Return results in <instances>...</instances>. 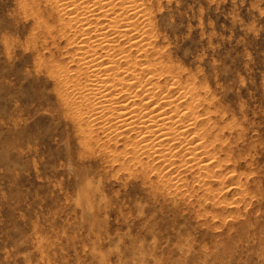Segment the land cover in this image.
I'll use <instances>...</instances> for the list:
<instances>
[{
	"label": "rangeland",
	"instance_id": "obj_1",
	"mask_svg": "<svg viewBox=\"0 0 264 264\" xmlns=\"http://www.w3.org/2000/svg\"><path fill=\"white\" fill-rule=\"evenodd\" d=\"M72 1L0 0V264H264V0H108L94 22ZM93 48L113 98H162L209 165L104 132Z\"/></svg>",
	"mask_w": 264,
	"mask_h": 264
},
{
	"label": "bare ground",
	"instance_id": "obj_2",
	"mask_svg": "<svg viewBox=\"0 0 264 264\" xmlns=\"http://www.w3.org/2000/svg\"><path fill=\"white\" fill-rule=\"evenodd\" d=\"M61 1V0H60ZM69 1H72V0H66V2L68 3ZM107 1L108 0H75V3H73V1L71 2V4L72 5H76V6H80V7H82V9H83V6H85L86 8L85 9H87V13L88 14H90L89 16L91 17H93V16H95V14H97L98 12V10H99V13H100V15H101V12H100V10H104L105 9V7L107 6H109L110 4H112L115 0H111L110 2H108V3H110V4H107ZM113 1V2H112ZM126 2V5L128 4V2H135L136 0H128V2H127V0H125ZM123 0H122V3L120 2V1H117V3H115V4H123ZM53 3V2H52ZM136 3L137 2H135V5H136ZM64 4V3H63ZM132 4H134V3H132ZM139 4V3H138ZM145 4V3H144ZM112 5H114V4H112ZM129 5H130V3H129ZM128 5V6H129ZM142 5V4H141ZM116 6V5H115ZM114 6V7H115ZM120 6V5H119ZM122 6V5H121ZM128 6H127V8H128ZM138 5H136V7H137ZM65 7V6H64ZM113 7V6H112ZM107 8V10L108 9H111V11L114 9V8ZM139 7V6H138ZM79 7H77V9H78ZM132 8V7H131ZM76 9V10H77ZM80 9V8H79ZM124 9H126V8H124ZM71 10V9H70ZM126 10H130V6H129V8L128 9H126ZM132 10V9H131ZM57 11V10H56ZM68 11V10H67ZM66 11V12H67ZM110 11V10H109ZM135 11V10H134ZM97 12V13H96ZM122 12V11H121ZM124 12V11H123ZM127 12V11H126ZM141 12V11H140ZM142 12H143V10H142ZM61 13V12H60ZM71 13V12H70ZM83 13L85 14V10H84V12H83V10H82V14L81 15H83ZM86 13V15L88 16V14ZM106 13L108 14V11H105L104 10V14H103V12H102V14L103 15H106ZM111 13V12H110ZM125 13V12H124ZM123 13V14H124ZM127 13H129V11L127 12ZM135 13V15H136V13L137 12H134ZM145 13V12H144ZM78 14V13H77ZM77 14L75 15V17L77 18L78 16H80L79 14H78V16H77ZM99 15V16H100ZM102 15V16H103ZM131 15V14H130ZM138 15V14H137ZM86 16V17H87ZM98 16V15H97ZM98 16V18H100ZM112 16V15H111ZM86 17H84V19H86V20H90L89 19V17L88 18H86ZM92 17H91V19H92ZM108 17H110V16H108ZM143 17V16H142ZM94 18V17H93ZM97 18V19H98ZM132 18V17H131ZM133 18H135V17H133ZM83 18H82V20H84ZM109 19V18H108ZM119 19V18H118ZM118 19H115L114 18V20H112V21H114V23H112V22H109V23H112V24H117L118 22H119V20ZM74 20V19H73ZM81 20V19H80ZM93 20V19H92ZM102 20V19H101ZM111 20H109V21H111ZM117 20V21H116ZM128 20V19H127ZM70 21H71V19H70ZM122 21V20H121ZM78 23H79V21H77ZM81 22V21H80ZM93 22H94V20H93ZM83 23H89V25L91 24L89 21H86V22H83ZM124 23V22H123ZM127 23V22H126ZM134 23V22H133ZM76 24V23H75ZM111 24V25H112ZM132 24V23H131ZM72 25V24H71ZM85 25V24H84ZM88 25V24H87ZM120 25V24H119ZM118 25V26H119ZM136 25V24H135ZM148 25V24H147ZM98 26V25H97ZM122 26V25H121ZM85 27H86V25H85ZM91 27H93V25L91 26ZM96 27V26H95ZM94 27V28H95ZM90 28V27H89ZM94 28H92V29H94ZM102 28H105V27H102ZM85 29V28H84ZM96 29V28H95ZM94 29V30H95ZM98 29V28H97ZM101 29V28H100ZM129 29V28H128ZM86 30L88 31V29L86 28ZM89 30H91V29H89ZM97 31V30H96ZM117 32H118V30H116ZM134 31V30H133ZM117 32H113V33H117ZM146 32H148V31H146ZM88 33V32H87ZM131 33V32H130ZM89 34V33H88ZM93 34V33H92ZM91 36V35H90ZM90 36H88V37H90ZM95 36H96V34H95ZM97 36H100V35H97ZM96 36V37H97ZM141 36V35H140ZM107 37V36H106ZM95 38V37H94ZM94 38H89V39H87V40H90L91 42H92V45H88V44H86V45H88V46H79V48L80 49H86V47H88V49L89 48H91V47H95V48H100V47H103V48H105L104 47V40L102 39V38H105V37H98V38H96V39H94ZM111 38V37H110ZM133 39V38H132ZM149 39V38H148ZM86 40V38L82 41V42H84ZM140 41H135L136 42V44H137V46L139 45V44H141V42H142V40L141 39H139ZM47 41V40H46ZM80 41V40H79ZM119 41V40H118ZM130 41V40H129ZM143 41H144V39H143ZM75 42V41H74ZM85 42H87V41H85ZM89 42V41H88ZM116 42V41H115ZM147 43V42H146ZM145 43V44H146ZM151 43V42H150ZM83 44V43H82ZM144 44V43H143ZM115 45V44H114ZM146 45H148V44H146ZM91 46V47H90ZM108 46V45H107ZM92 49V48H91ZM94 49V48H93ZM138 49V48H137ZM77 50H78V48H77ZM103 50V49H102ZM112 50V49H111ZM110 50V51H111ZM118 50V49H117ZM79 51V50H78ZM97 50H95L94 49V52H93V50L91 51V50H87L86 51V53H84V52H82V54L80 53V55H82L81 56V60H83V62L82 63H84L82 66H84V69L86 70V73H88L89 74V78L90 77H93L92 78V82H91V84H87V86L88 85H90V90L88 89V92H86V90L85 91H83V92H86V93H88L89 95H91V97H93L92 99H95V96H98V97H96V98H99V100L97 101V102H95V101H93V103H91V104H89L87 107L89 108L88 109V111H89V113L88 114H91V115H93V116H95V119L97 120V124L98 125H100L101 124V126H102V129H104V132H107V133H109V131H110V135H113V133L114 132H116V134L118 133V136L119 135H125V134H127V132H131V131H133V132H137V134L135 135L137 138H139V140L137 139H135L136 137H134L133 138V140H134V142H132V144L134 145H132L133 147H135V148H133L134 149V151H139V150H141V149H143V150H145V148H149V146H150V148H151V143L153 142L154 144H153V146L154 147H152V148H155L154 150V154L155 153H160V157L161 158H163L165 161L166 160H168V162L170 161V159H171V152H173V150L174 149H176V148H179V147H182V144L183 143H185V140H184V138L182 137V136H184V135H186L187 134V132L188 131H190V129H191V125L192 124H186L185 126V129L184 128H181V127H183V125L181 126L180 124H179V122H182V121H184L183 119L181 120V121H178V120H180L181 118L179 117V116H176V115H174L173 113H172V115H169V113L168 112H164L161 108V106L164 104L165 105V107H166V103H163L162 105H156L155 103H153L154 101H157V102H159V100L161 101V99L159 98V100H158V98L155 100V99H153V100H147L149 97H151V96H155V95H153V94H150V96H147L146 95V97H148V98H146V100L148 101V102H145V103H143V101L142 100H140L139 102H136L135 101V99L133 100V98H131V96L133 97V95H131L130 96V98H126L125 97V99H122L121 101L120 100H115L114 98H113V96H115V94L112 96V94L114 93V88H115V86L116 85H122V83L121 82H119V83H117V84H112L111 82H110V84H109V81L112 79V80H114L113 78H110V77H112V76H114V73L112 72V68L110 67V65H109V63H111V61L112 60H110V61H108L107 60V64L109 65V66H105V62H104V60H105V58H104V60H100V57H98L97 56ZM109 52V51H108ZM112 52V51H111ZM117 52V51H116ZM76 53V52H75ZM100 53V52H99ZM108 54V53H107ZM77 55V54H76ZM79 55V54H78ZM109 55V54H108ZM115 56V55H114ZM75 57V56H74ZM122 57V56H121ZM126 57V56H125ZM108 59H110V58H108ZM112 59V58H111ZM114 60V59H113ZM117 60V59H116ZM106 61V60H105ZM73 62H74V60H73ZM109 62V63H108ZM114 62H115V60H114ZM114 62H112V63H114ZM117 62V61H116ZM125 64V63H124ZM135 64V63H134ZM140 64V63H139ZM104 65V66H103ZM123 65V64H122ZM81 66V65H80ZM126 66V65H125ZM137 66V65H136ZM148 66H149V64H148ZM115 67V66H114ZM127 67V66H126ZM83 68V67H82ZM106 70H105V69ZM119 68V67H118ZM118 68H117V70H118ZM123 68V67H122ZM131 68V67H130ZM147 68V67H146ZM146 68H144V69H142V72H151V70L152 69H146ZM78 69V68H77ZM104 69V70H103ZM108 69V70H107ZM134 68H132V70H133ZM139 69V68H138ZM102 70V71H101ZM137 70V69H136ZM140 70V69H139ZM80 71V70H79ZM104 71V73H101V72H103ZM127 71V70H126ZM134 71V70H133ZM112 72V73H111ZM136 72H138V71H136ZM153 72V71H152ZM87 74V75H88ZM123 74V73H122ZM150 74V73H149ZM152 74V73H151ZM118 76V75H117ZM121 76V75H120ZM126 77V76H125ZM145 77V76H144ZM117 78V77H116ZM127 79V78H126ZM141 79H143V78H141ZM154 79V78H153ZM78 80V79H77ZM111 80V81H112ZM128 80V79H127ZM139 80H140V78H139ZM151 80V79H150ZM83 81V80H82ZM91 81V80H90ZM116 81V80H115ZM149 81V80H148ZM152 81V80H151ZM79 82V81H78ZM117 82V81H116ZM128 82H130V81H128ZM150 82V81H149ZM153 82V81H152ZM115 83V82H114ZM136 83V82H135ZM138 83V82H137ZM141 83V82H140ZM139 83V84H140ZM145 83V82H144ZM143 83V84H144ZM148 83V82H147ZM159 83V82H158ZM112 84V85H111ZM130 84V83H129ZM129 84H126V86L125 87H128L127 85H129ZM149 84V83H148ZM148 84H146V85H148ZM85 85V84H84ZM131 85L133 86L134 85V83H132V84H130V87H131ZM140 85H142V84H140ZM157 85V84H156ZM160 85V84H159ZM82 86H83V84H82ZM135 87L137 86V84L136 85H134ZM134 86L132 87V88H134ZM151 86V85H150ZM155 86V85H154ZM80 87V86H79ZM117 87V86H116ZM123 88H124V83H123V86H122ZM130 87H128V90H129V88ZM85 88H87V87H85ZM85 88H83V89H85ZM118 88V87H117ZM123 88H121V89H123ZM132 88H131V90H132ZM147 88V87H146ZM155 88H156V86H155ZM158 88V87H157ZM78 89V88H77ZM125 89V88H124ZM147 89H149V88H147ZM150 90V89H149ZM148 90V91H149ZM151 90H153V87L151 88ZM156 90V89H155ZM159 90V89H158ZM90 91V92H89ZM117 90H115V92H116ZM147 91V90H146ZM128 92V91H127ZM133 92V91H132ZM131 92V93H132ZM141 92V91H140ZM161 92V91H160ZM160 92H158V93H160ZM118 93V92H117ZM119 93H121V92H119ZM135 93V92H134ZM151 93H153V92H151ZM157 93V94H158ZM162 93V92H161ZM128 94V93H127ZM85 95V94H84ZM122 95V94H121ZM120 95V96H121ZM163 95V94H162ZM162 95H160V96H162ZM135 96H136V94H135ZM134 96V97H135ZM140 96V95H139ZM157 96V95H156ZM167 96V95H166ZM170 96V95H169ZM172 96V95H171ZM118 97V96H117ZM129 97V96H128ZM138 97V96H137ZM168 97V96H167ZM173 97V96H172ZM116 98V97H115ZM139 98V97H138ZM156 98V97H155ZM170 98V97H169ZM82 99V98H81ZM120 99V98H119ZM126 99H127V101H126ZM152 99V98H151ZM84 100H85V98H84ZM167 100V99H166ZM89 101V100H88ZM125 101L127 102L126 104H125ZM92 102V101H91ZM95 102V103H94ZM162 102H164V101H162ZM82 103H83V105L84 104H88V103H90V102H87V103H85L84 101H82ZM169 103V102H168ZM173 103V102H172ZM163 105V106H164ZM84 106H86V105H84ZM168 106V105H167ZM165 107H163V108H165ZM178 107V106H177ZM175 108V107H174ZM114 110L116 111V112H114ZM174 111V110H173ZM178 112V111H177ZM170 113H171V111H170ZM185 113H187V112H185ZM184 113V114H185ZM190 113V112H189ZM177 114V113H176ZM181 114V113H180ZM179 114V115H180ZM91 115H89V117L91 116ZM178 115V114H177ZM185 118L187 117L186 116V114L185 115H183ZM190 116V115H189ZM177 117H179L177 120L175 119V118H177ZM91 118V117H90ZM94 118V117H93ZM189 118V117H188ZM187 118V119H188ZM194 119V118H193ZM91 120V119H90ZM191 120V119H190ZM93 121H94V119H93ZM92 121V122H93ZM185 121H186V119H185ZM184 121V122H185ZM189 121V120H188ZM187 121V122H188ZM186 122V123H187ZM194 123V122H193ZM94 125H96V124H94ZM120 125L123 127H121L120 128ZM124 125V126H123ZM97 126V125H96ZM193 126V125H192ZM93 129V128H92ZM121 129V130H120ZM183 129V130H182ZM196 129V128H195ZM132 132V133H133ZM195 133V132H194ZM129 134V133H128ZM109 135V134H108ZM188 135V134H187ZM186 135V136H187ZM191 135V134H190ZM129 136V135H128ZM185 136V137H186ZM202 136V135H201ZM112 138H114L113 136H111ZM117 137V136H116ZM188 137V136H187ZM187 137H186V140H187ZM200 137V136H199ZM203 137V136H202ZM201 137V138H202ZM181 138H182V140H181ZM140 139H142V142L144 141H146L147 143H146V145H141V146H139V143L138 142H140ZM193 139V138H192ZM192 139H191V141H192ZM198 140H199V138H197ZM196 138H195V140H197ZM204 139V138H203ZM132 140V139H131ZM194 140V139H193ZM194 140V141H195ZM128 141V140H127ZM149 141L151 142V143H149ZM178 141H181V142H178ZM190 141V140H189ZM189 141H186V144H189ZM193 141V142H194ZM204 141V140H203ZM110 142V141H109ZM117 142V141H116ZM130 142V141H129ZM142 142H140V143H142ZM188 142V143H187ZM196 142V141H195ZM194 142V143H195ZM128 144V143H127ZM192 144V143H191ZM130 145V144H129ZM184 145V144H183ZM190 145V144H189ZM189 145H187L188 147H186V145L184 146V147H182L181 148V152H180V154L183 152V154H181V157L182 156H184V157H186V158H188V160H189V163L191 162V161H198V163H201V165H204V164H207V163H205L206 161L204 160V159H207V158H202V156H204L203 154H204V151L201 149V150H198V149H196L197 148V146H196V144H195V146L193 145V148H191V147H189ZM198 145V148H202L203 147V145H204V143H198L197 144ZM206 145V144H205ZM209 145V144H208ZM136 146H139V149L138 148H136ZM141 147V148H140ZM194 147H196V148H194ZM206 147V146H205ZM123 148H126V146L125 147H123ZM128 149V148H127ZM136 149H138V150H136ZM166 149H168L169 150V152L171 153L170 155H169V157H170V159H169V157L167 156V154H165V156H167L168 157V159L167 158H165V156H164V151L166 150ZM173 149V150H172ZM198 150L197 152H196V150ZM112 150V149H111ZM117 150H119V148L117 149ZM116 150V151H117ZM151 150V149H150ZM167 150V151H168ZM172 150V151H171ZM179 150V149H178ZM124 151V150H123ZM133 151V150H132ZM132 151H130V152H132ZM201 151H203V152H201ZM129 152V151H128ZM141 152V151H140ZM133 153V152H132ZM132 153H130V155L132 154ZM168 153V152H167ZM205 153H207L206 151H205ZM129 154V153H128ZM134 154V153H133ZM136 154V153H135ZM134 154V155H135ZM138 154V153H137ZM136 154V157L138 156ZM173 154H175L174 152H173ZM177 154H179V153H177ZM179 154V155H180ZM127 155V154H126ZM159 155V154H158ZM178 155V156H179ZM133 156V155H132ZM141 156V155H140ZM173 156V155H172ZM175 156V155H174ZM177 156V155H176ZM135 157V156H134ZM133 157V158H134ZM159 157V158H160ZM139 158V157H138ZM163 159H161L160 161H163ZM176 159V158H175ZM174 159V160H175ZM183 159H185V158H183ZM132 160H134V159H132ZM158 160V159H157ZM179 160H182V159H179ZM208 160V159H207ZM131 161V160H130ZM172 162V161H171ZM179 162V161H178ZM188 162V161H187ZM161 163V162H160ZM163 163V162H162ZM175 163H176V160H175ZM194 163V162H193ZM171 164V163H170ZM178 164V163H177ZM215 164V163H214ZM172 165V164H171ZM207 165H209V164H207ZM178 166V165H177ZM192 166V165H191ZM206 167V166H205ZM169 168V167H168ZM193 168V167H192ZM201 169V168H200ZM206 169V168H205ZM204 169V170H205ZM199 170V169H198ZM203 170V169H202ZM200 171V170H199ZM209 171V170H208ZM169 173V172H168ZM176 173V172H175ZM200 175V174H199ZM198 181V180H197ZM201 182H202V180H201ZM202 186H203V184H202ZM179 189V188H178ZM206 189V188H205Z\"/></svg>",
	"mask_w": 264,
	"mask_h": 264
}]
</instances>
